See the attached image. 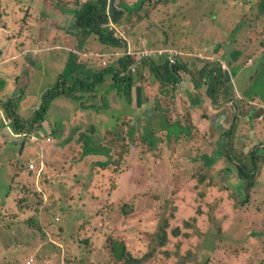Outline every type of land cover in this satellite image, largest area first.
I'll return each mask as SVG.
<instances>
[{
    "label": "rangeland",
    "instance_id": "rangeland-1",
    "mask_svg": "<svg viewBox=\"0 0 264 264\" xmlns=\"http://www.w3.org/2000/svg\"><path fill=\"white\" fill-rule=\"evenodd\" d=\"M8 1L0 0L8 10H14L5 13L4 17L0 14V62L8 61L1 69L9 74L0 73V99L7 102L21 98L15 108L19 123L26 127V134L19 138L10 134L6 124L8 117L0 106V135L7 137L0 148V264H26L30 258L34 259L31 264H124L110 252L114 239L123 240L133 254L132 260L141 264H264V214L258 213L260 209L253 210L255 199L248 201L249 195L242 194L241 185H236V189L245 201L238 203L240 210L232 216L229 225L227 213H223V219L211 213L210 220L198 218L197 224L204 230L201 236H193L195 219L185 233L175 235L178 232L176 226L184 225V221L170 219L165 198L171 197L178 183L186 185L193 177L203 176L212 159H215L214 164L223 160L224 166L215 172L223 180L230 178L233 169L234 175L238 176L239 167L246 166L232 161L226 134L217 130L215 134L224 138L209 141L204 130L207 127L205 119L196 124L193 108L187 107L176 115L179 109L172 86L169 89L159 86L165 97L159 98L154 92L149 96L150 103L155 98L160 100V111L164 113L163 119L156 121L158 125L161 121L164 127L154 136L159 139L156 148L144 144L140 130L136 131L133 143L128 140L130 127L139 116L138 100L131 108L126 104L121 106L116 118L113 114L115 106L126 100L122 93L114 100L112 108L102 112L104 103L98 99L115 85L111 74L105 75L89 98V92L83 89V99L67 94L59 100L48 101L49 109L40 106L41 95L61 81L62 71H77L80 67L87 71L116 69L129 42L141 49L144 43L148 44L146 48L156 49L138 53L140 58L156 66L166 60L159 56L162 51L157 47L177 53L176 61L184 55L197 81L202 78L205 62L209 66L216 61L213 52L220 43L233 51L241 49L237 73L230 78L229 70L225 69L227 73L212 75L211 85L199 86L203 94L194 93V101L198 97L204 98L207 108H202L200 115L209 116L210 108L214 109L213 95L219 97L217 103L221 102L220 106L226 99L234 98V109L230 111L233 115L239 101L236 90L244 79L245 69L251 79L257 64L264 62V12L260 10L259 0H108V12L99 21L103 29H116L117 33L111 35L115 46L120 36L123 43L120 48L110 47L111 52L100 53L91 43L97 42V36L78 35L76 30L70 34L57 26L66 19L69 10L84 9L91 0ZM21 2L23 5L20 6ZM30 11L34 13V21L39 22L40 34L31 28L28 20L23 21ZM23 29H28L27 33ZM21 42H29L31 47L19 46ZM10 44L13 53L9 52ZM196 53H201L202 57ZM216 55L225 58L220 50ZM13 64L17 68L12 71ZM34 66L40 72H35ZM229 69L234 70L231 65ZM150 72V67L143 65L133 76L135 86H145L141 78L144 80ZM157 84L158 81L149 80V85L155 89H158ZM178 86L183 88L184 84L178 83ZM29 98L33 99L23 113L22 105ZM58 103L71 114L76 111L75 107H99L101 111L95 108L90 122L77 126L79 132L74 135L75 139L80 133L91 137L90 145L94 147L83 148L84 136L80 141H67L69 131H76L73 127L67 130L65 125L55 126L51 134L44 127L36 131L44 120L49 129L48 122L59 124L60 118L69 114L64 111L58 113L60 118L52 117L55 112L52 113L50 108H57ZM243 107L240 106L238 114L243 112ZM174 108L175 117L172 116ZM129 110L127 116L125 112ZM37 112L39 116L35 117ZM78 112L84 114L81 110ZM241 122L239 133L255 134V125L243 117ZM210 125L213 127L212 121ZM119 127L122 135L117 136ZM38 134L48 135L53 142L34 140ZM235 134L236 131L232 135ZM95 139L97 145L93 144ZM44 146L47 147V158L39 159L37 153ZM96 148L104 149L100 156L84 154L85 149L88 152ZM78 149L81 155L76 165L73 152ZM47 159L51 163L47 175H52L50 179L54 180L44 184L36 166ZM85 160L90 166L81 165ZM31 165L36 169L34 176L28 174ZM178 176L182 178L176 179ZM207 185H214V182ZM220 189L210 188L206 205L219 204L218 200H222L218 194ZM33 204H37V208L46 206L42 218L33 216ZM161 227L166 229L168 237L159 240L157 233ZM163 241L166 243L161 245ZM16 247L20 249L19 254L12 252ZM145 255L147 257L143 259Z\"/></svg>",
    "mask_w": 264,
    "mask_h": 264
},
{
    "label": "trees",
    "instance_id": "trees-1",
    "mask_svg": "<svg viewBox=\"0 0 264 264\" xmlns=\"http://www.w3.org/2000/svg\"><path fill=\"white\" fill-rule=\"evenodd\" d=\"M260 4V10L264 12V0H259ZM108 12V0H91L87 6L84 9H76V10H69L67 12L66 19L61 22V24H58L57 26L60 27V29H63L65 32H68L71 34L70 31L76 30V34L78 35H84V36H97L98 40L101 44L112 47V48H120L121 42L120 40H123L120 36L118 45H114V43L111 41V35L116 34L117 31L115 28L110 27L111 32L108 30V28L104 27L102 28V25L99 21L100 17L106 16ZM197 24V23H194ZM74 34V33H72ZM110 38V39H109ZM165 43V39L162 42ZM125 45V43H124ZM130 44L128 43V49ZM148 44L144 43V49L147 50H155L156 49H149L146 48ZM135 49H140L138 46L134 47ZM127 49V50H128ZM126 50V51H127ZM157 50L162 51V53L159 56L165 57L166 60L159 64L155 65L152 62L144 60V63L140 65V68H142L143 65H147L150 67L151 72L147 77H144V85L143 87H136L134 84V75L135 72L131 71L130 73L126 72L128 76H122L121 71H127L128 65L131 63V61L126 57L119 60L120 66H117L118 68L110 67L103 72L99 73H92L89 75H86L85 73H76L74 70H69L67 73H63L60 78L61 81L56 84L54 87L48 89L44 94V102H43V109H49L48 107V101L56 100L61 95H67L70 94L72 96L74 92L77 90H80L81 92L83 89H85L89 93H93L96 91L97 84L100 83L104 79V75L111 74L113 76V79L115 81V87L117 86L119 89L120 94H124L126 96V104L129 106H134L135 101L138 100L137 108H139V116L134 121L132 126L130 127V136L129 139L131 143H133L136 131L140 130L142 132V139L144 144L147 147L156 148L159 139L154 137L160 129L164 128L161 124H163L161 121L159 125L156 123L158 119H163L164 113L160 111V106L158 98H155L153 100V103L149 102V96H151V92H154V94H158L159 98L165 97L163 93H160L159 86L169 89L170 86L176 89L177 84L181 80V76L185 73L188 75V81L193 82L196 87L199 88L201 86V83L195 79L194 73L190 72L187 68V65L184 64L182 61H178L176 63L171 62V58L175 55L178 56L175 52H166L165 47H157ZM224 50V53L226 55V59H233V61H237L238 58L241 56V53L236 51L231 53V49L228 48V46L221 45L218 43L215 52L213 54L218 53V51ZM75 54L74 52H72ZM197 54V53H196ZM80 57V55H78ZM182 57V56H181ZM171 65V66H170ZM79 69L83 70L84 67H80ZM222 68L221 66L215 65L214 67H208L204 74L202 75L201 80L204 82V79L206 78L208 81H212V75L213 77L217 76V73H220L222 75ZM81 74V75H80ZM257 75L255 78L250 80L249 87L247 89V92L244 94L245 97H258L260 99V102L264 104V62H259L256 66V72ZM79 76V77H78ZM194 76V78H192ZM143 78H141L142 80ZM149 80L152 82H159L158 89H155L153 85H149ZM66 81V82H64ZM149 86L151 89L147 90V87ZM166 92V91H165ZM218 89L214 92L217 93ZM213 102L216 104L218 101L216 99V95H213L212 97ZM141 101V102H140ZM21 102V98L18 99H10L7 101V103H1L4 111L6 112L8 118L13 120V125L16 128V134H22L25 133V127H22L17 124L19 122V116L17 114V110L15 108L16 105H18ZM238 113V111H237ZM240 114V113H239ZM129 114H127L128 116ZM39 116V112L35 113V117ZM238 118V116H235ZM16 118V119H15ZM144 123V124H143ZM43 124H41L42 127ZM145 126V128H144ZM168 126L170 124L168 123ZM120 127L116 131V135H122V132L119 131ZM86 140L83 143V148H91L94 146L90 145L91 137L85 135ZM94 144V143H93ZM46 150L47 147L45 146ZM102 149V148H101ZM104 151V149H102ZM100 152L99 148H96V150H90L88 152H85L87 155L94 154ZM76 155H74V154ZM73 159L75 161V164H78V161L80 160L79 154L81 155L80 150H74L73 152ZM78 153V155H77ZM82 154V155H84ZM229 154V152H228ZM215 159L210 160V163L208 167L212 166L214 164ZM232 161H238L241 165L244 163L246 167H239V174L238 176L244 180V181H250L254 178L255 173V158L252 154H240V153H234L232 156ZM83 167H86L87 165L90 166V163L85 160L83 164H81ZM51 163L50 162H44L43 166H36V169H42L40 174V181L43 180V183H52L54 179H50L52 175H47L48 169L50 168ZM29 168L28 174L32 173L34 176L36 169ZM70 169V168H69ZM72 169V168H71ZM226 170H229L228 168ZM92 171V170H90ZM216 170L212 172V175H215ZM92 174V173H91ZM42 176V177H41ZM182 178V176H178L176 179ZM251 178V179H250ZM206 180V183H205ZM83 180L81 179V182ZM181 181V180H180ZM214 177H211L208 175V173L204 170L203 176H196L193 177L192 180L186 182V185H183L180 182L178 183L177 190L174 189L173 194L171 197L165 198L166 204L165 206H169V216L172 220H179L181 222L184 221V225H177L176 229L178 232H176L175 235H180L182 233L186 232V229L189 228V226L192 223V219H195L196 222L192 226L193 231L195 233L193 236H201L204 233V230L200 226H198V218L201 216L203 220L209 219V216L211 213L213 215H218L219 219H223L225 216L223 213H227V223L228 225L232 222V216L240 210L238 207V203L241 201H245L243 196L240 197V195L234 191L230 190L229 193H226L223 191V189H220L218 191V194L221 196H224L226 199V196H230L232 200H218L219 204L217 206H210L206 205L209 200H207V196L211 193L210 188H212V185H207V183L213 182ZM149 195H152V192H148ZM42 196V192H41ZM247 198V197H245ZM33 207L38 210V212L41 211V214H43V208L46 206H40L37 208V204H33ZM231 208V210L229 208ZM228 210V211H225ZM164 214V211H163ZM162 214V216H163ZM55 216V213L53 212V218ZM42 218V216H41ZM58 219V218H57ZM167 235V231L164 227H161L157 233L158 239L161 240ZM168 237V235H167ZM81 241V240H79ZM166 241H163L161 245H164ZM110 252L115 257V259L119 262H123L124 264H141L142 262H135L132 260L133 254L128 250V247L126 246V243L123 240H117L114 239L112 241L111 246L109 247ZM147 257L145 255L142 257L143 259Z\"/></svg>",
    "mask_w": 264,
    "mask_h": 264
},
{
    "label": "crops",
    "instance_id": "crops-1",
    "mask_svg": "<svg viewBox=\"0 0 264 264\" xmlns=\"http://www.w3.org/2000/svg\"><path fill=\"white\" fill-rule=\"evenodd\" d=\"M9 1L6 0V3H8ZM11 3L14 4L15 6V2L11 1ZM23 5V2L20 3V6ZM0 14L3 16V14L5 13H11L14 10H8L6 7H4L1 3H0ZM37 28L40 30V26L37 25ZM40 34V32H39ZM15 40V39H14ZM92 45L94 47H96L98 49V52L100 53V51H106V52H111L113 51L110 47L108 46H102V45H98V42H91ZM98 43V44H97ZM129 44L131 45V43L129 42ZM134 46L137 44H133ZM19 46L25 47V48H30V43L29 42H21L19 44ZM197 48V45L195 46ZM9 52L13 53V49H12V44H10L9 47ZM118 52V51H117ZM185 56L183 55L181 57V61L182 62H186L187 65V61L184 58ZM213 58H216V61L219 62L221 64V68H222V73H227L225 71V69L229 70V76L230 78H233V73H237L238 70V66H239V61H233V59H220V57H217V55H213ZM37 59V58H36ZM239 59V58H238ZM37 62V61H36ZM5 63H8V61L4 60L0 62V73L4 74L6 76H9L8 73H6L3 69H1V66L4 65ZM117 65L119 66V63H117ZM199 65V63H198ZM232 66V68H234V70L229 69V66ZM17 67L15 64L12 65V71L15 70ZM187 68L190 72H192V70H190V68L187 65ZM35 72H40L37 68V66H34L33 69ZM104 70L101 71H93L92 69L90 71H87V69H77L76 73L80 72L85 73L86 75L92 74V73H99V72H103ZM63 74V71L60 73L59 77ZM80 74V75H81ZM257 75L255 74L254 77H251V79L255 78ZM79 77V76H78ZM105 77V75H104ZM250 77L248 76V72L245 69V76L244 79L241 81V83L238 86V89L236 90V98L239 100L237 102V111L240 108V106H244L242 108V111L240 114H238L237 112H233V115L230 111L231 108L228 105V102H230V100H234V98H230V99H226L223 102V106L218 107L217 105L214 106V104L212 103V106H214V109L211 107L209 110V116L205 117V116H201L200 112L202 111V108H207L206 105V101L204 98H197L196 101H194V93L196 94H203L202 92H200L199 90H197L194 87V84H192L191 82L188 81V75L187 73L183 74L181 76V80L179 83L184 84V87H179L177 84V90H174L175 96H176V100L178 102V113L176 115H178L179 113H181V111L183 109H186L187 107L189 108H193L192 110V114H193V119L196 122V124H198L200 119H205V124L207 125V127L204 129L205 130V134L208 133L209 135V141L212 142L213 139H217L219 137L224 138L223 136H221L220 134H215V132L217 130L227 133L228 137L226 139V142L229 145V154H233L234 153H240V154H252L255 158V173H254V178H250V181H244L242 180L239 176L234 175V169L231 171L233 173L230 174V178H227L226 180H223L221 177H218L217 175H212V172L214 170H218L219 168H221L222 166H224L223 160L221 162H219V164H214L210 167H208V169H206L205 171L208 173L209 176L214 177V185H212L213 188L218 187V188H222L224 192L229 193L230 190H234L236 191L240 197L242 196V194H248L249 195V200L251 202V200H254V206H253V210L260 209V211H258L259 214H264V212H262V207L264 206V204H261V201L264 200V125H262L261 123L264 122V105H261L260 102L258 100H254L258 97H245L244 94L247 92V89L249 87L250 84ZM142 81H144L142 79ZM101 85V83L97 84V87ZM96 87V90H97ZM147 90H150L151 88L149 86H146ZM207 86H205L204 88H206ZM96 92V91H95ZM94 94V92H93ZM120 94L118 87L112 85L110 86L107 90H106V94L103 95L101 97V99H98L100 102L104 103V106L102 107V112L106 111L109 108H112L114 106V100H117L118 95ZM74 96H76L77 98H81L83 99L85 94H83L80 90H77L76 92L73 93ZM92 93H88V97L91 96ZM206 95V94H204ZM62 98V97H60ZM60 98L56 99L59 100ZM33 98H29L24 100V103L22 105L21 111L23 113H25V110L28 108L29 103L32 101ZM79 102V99L78 101ZM1 103H7V102H3L0 99V106L2 107ZM126 103L123 102L122 104H118V106H115L114 109V116L116 118L119 117V113L117 112V110L121 111V106L124 107ZM127 105V104H126ZM42 106V103L41 105ZM128 106V105H127ZM65 106H60V103H58L57 108H50L55 114H51L52 117L55 118H60L58 117V113L61 112H69V114H66L63 118H60V123H49L48 122V126H49V130L50 128H54L55 126H61V125H65L67 127V130H70V127H73V130L77 129V126H80L81 124L87 125L88 122H90L89 117L93 118V114L91 112H95L94 109L96 108L97 111H101L99 109L98 106L96 105H89L87 108H81L78 109L77 107H75V112L73 114H71L70 110H65L64 109ZM132 106H128V108H131ZM197 107V108H196ZM228 108V109H227ZM3 109V107H2ZM4 110V109H3ZM62 110V111H60ZM82 111L84 112L83 115H80V113L78 111ZM259 110V111H258ZM175 108L173 111V115L172 116H176L174 115L175 113ZM130 110L125 112V114H129ZM6 113V112H5ZM7 115V114H6ZM49 116V115H48ZM235 116H238V118H236ZM8 117V116H7ZM245 118L248 122H250L249 124L251 125H255L256 126V130H255V134H253L252 132H248L246 134L248 135H243L242 133H239V128L242 124L241 119ZM49 118V117H48ZM9 120H7L6 124H9V122L13 123V120L8 118ZM50 119V118H49ZM212 121V125L213 127L210 125ZM118 125L120 123H117ZM98 126L100 127V124L98 123ZM102 127L104 128V126L102 125ZM66 130V131H67ZM236 131L235 135H232L233 132ZM248 131V130H245ZM249 131H251V129H249ZM79 131L76 130L74 132L69 131V135H68V139L67 141H80V139L85 135L84 133H80L78 138L75 139V136ZM10 134L16 138H19V134H14L11 133ZM6 136L5 135H0V148L1 145L5 143L6 140ZM63 139H61L62 141ZM60 141V142H61ZM66 141V142H67ZM256 141L259 142V145L256 146ZM66 142H64L66 144ZM63 143V144H64ZM94 145L98 144V140L95 139V141H93ZM255 146V147H254ZM206 148L210 149L209 146L206 145ZM47 150L45 148H42L40 150V153H37L38 156L40 158L45 157ZM206 183V180H205ZM223 185L225 187H223ZM236 185H241L242 187V191L243 193L241 194L237 189H236ZM252 196V198H251ZM224 196H221V199L223 200ZM228 198H231L230 196H226ZM14 254H19L20 249L18 247L14 248V250L12 251Z\"/></svg>",
    "mask_w": 264,
    "mask_h": 264
},
{
    "label": "clouds",
    "instance_id": "clouds-1",
    "mask_svg": "<svg viewBox=\"0 0 264 264\" xmlns=\"http://www.w3.org/2000/svg\"><path fill=\"white\" fill-rule=\"evenodd\" d=\"M36 5H34V7H35ZM6 14H8V13H6ZM33 15H34V13H32L31 11L27 14V15H25L24 16V19H23V21H29L31 24H32V26H31V28H35L38 32H40V30L37 28V25H39V22H35L34 21V19H33ZM3 16H4V14H3ZM110 27V26H109ZM24 30V29H23ZM28 30V29H27ZM110 31H111V29H110ZM24 32V31H23ZM97 42L99 43V45H102V46H106V45H103V44H101L100 42H99V40L97 39ZM135 46H137V45H135ZM134 45H130L129 46V49L127 50V51H125V53H124V56H123V58H128L130 61H131V63L128 65V67H127V71H121V75L122 76H128L127 74H126V72H128V73H130L132 70H130V67H131V65L134 63V61L137 59V58H139V55H138V53H140V52H144V51H146L144 48H140V49H135L134 47H135ZM222 52H223V54L225 55V53H224V50H221ZM241 51V49L238 51V52H240ZM233 52H236V51H231V53H233ZM241 53V52H240ZM217 53H215V54H213V55H216ZM197 56L198 57H202V54L201 53H197ZM225 58H226V55H225ZM224 58V59H225ZM144 60H146V59H142L141 61V63L139 64V68L136 70V71H134L135 72V75L137 74V72H138V70H140L141 68H140V65L142 64V63H144ZM228 60V59H227ZM179 61H181V59L179 60ZM176 62H178V61H176ZM215 65H217V66H221V64L219 63V62H217V61H215V62H213L212 64H210L209 66H208V63H206L205 62V70H204V72L206 71V69L208 68V67H214ZM103 66H106V64H103ZM106 70V69H105ZM204 72H203V74H204ZM192 78H194V76H192ZM200 83H201V87H205V86H207V85H209L212 81H208L206 78L204 79V82L202 81V80H200L199 81ZM191 83L192 84H194L192 81H191ZM211 85V84H210ZM55 85H53L52 87H54ZM115 86V85H114ZM51 87V88H52ZM194 87L197 89V90H199V88L198 87H196L195 86V84H194ZM50 89V88H49ZM48 90V89H47ZM47 90H45L44 91V93L47 91ZM166 92H168V91H166ZM43 93V94H44ZM43 94L41 95V103H42V105H43V102H44V96H43ZM64 96H66V95H61V97H64ZM58 99V98H57ZM216 99H217V101H218V99H219V97H216ZM224 99V98H223ZM254 100H258L259 102H260V99L259 98H256V99H254ZM222 101V100H221ZM125 102V101H124ZM224 102V101H223ZM223 102H222V105H223ZM126 103V102H125ZM212 103L214 104V106L215 105H217L218 107H220V103H214L213 102V99H212ZM260 104L261 105H264V104H262L261 102H260ZM228 105H229V107L231 108V110H233L234 109V104H233V99L232 100H230V102H228ZM197 108V107H196ZM228 109V108H227ZM235 112H237V107L235 108V110H234V115H235ZM208 115H206L205 117H207ZM16 119V118H15ZM9 120V119H8ZM35 121V120H34ZM48 122V121H47ZM8 123L9 124H7V126H9L10 127V130H9V132H11V133H14V134H16L15 132H16V128L14 127V126H12L13 125V123H11V122H9L8 121ZM44 123V125H42V127H41V125L36 129V131H41V130H43V127H44V129L47 131V133L48 134H51L52 133V131H54L56 128L54 127V128H50V130L49 129H47L46 128V126H45V124H46V120H44L43 122H42V124ZM53 123H55V122H53ZM17 124L18 125H20V126H22V127H25L24 125H21L19 122H17ZM49 127V126H48ZM26 128V127H25ZM52 129V130H51ZM22 134H26V129H25V133H22ZM22 134H19V137L22 135ZM203 134V133H202ZM208 133H206L205 135H207ZM224 134H226V136L228 137V135H227V133H224ZM204 135V136H205ZM25 136V135H24ZM56 139H57V137H56ZM34 140H37V141H40V142H53V139L51 138V137H49L48 135H45V134H38V137L37 138H35L34 137ZM81 144H82V146H83V142H81ZM42 148H45V146L44 147H42ZM46 149V148H45ZM103 150L102 149H100V152H98V153H94V154H91V156L90 157H92V156H100L101 154V152H102ZM48 153V152H47ZM46 156V155H45ZM39 157V156H38ZM44 158V157H43ZM46 158H47V156H46ZM39 159H42V158H40L39 157ZM46 162H48V159H47V161ZM44 165V163H41V166H43ZM31 168V167H30ZM40 170V173H41V171H42V169H39ZM43 206V205H42ZM45 209V207L43 208V210ZM33 216H37L38 218H41V216H43V214H41V211L40 212H38V210L37 209H35L34 208V211H33ZM31 259V262L29 263V264H31L33 261H34V259L33 258H30ZM28 261V260H27ZM27 261H26V264H28L27 263Z\"/></svg>",
    "mask_w": 264,
    "mask_h": 264
},
{
    "label": "built area",
    "instance_id": "built-area-1",
    "mask_svg": "<svg viewBox=\"0 0 264 264\" xmlns=\"http://www.w3.org/2000/svg\"><path fill=\"white\" fill-rule=\"evenodd\" d=\"M144 52H146V51H144ZM141 60H142V58H140V57L137 58V59L134 61V63L131 65L130 70H132V71H136V70L139 68V66L137 67V65H138L140 62H142ZM171 62H172V64H173V63H176V58H175V56L171 58ZM136 67H137V68H136ZM135 68H136V69H135ZM30 167H31V168H34L33 165H31ZM30 262H31V259H29V260L27 261L28 264H29Z\"/></svg>",
    "mask_w": 264,
    "mask_h": 264
},
{
    "label": "flooded vegetation",
    "instance_id": "flooded-vegetation-1",
    "mask_svg": "<svg viewBox=\"0 0 264 264\" xmlns=\"http://www.w3.org/2000/svg\"><path fill=\"white\" fill-rule=\"evenodd\" d=\"M24 32L25 33H27V29H24ZM88 157H90L91 156V154H89V155H87Z\"/></svg>",
    "mask_w": 264,
    "mask_h": 264
}]
</instances>
